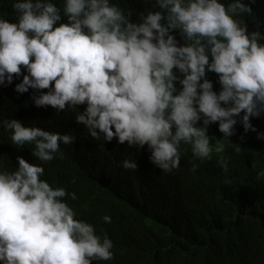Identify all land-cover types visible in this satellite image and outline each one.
Instances as JSON below:
<instances>
[{
	"label": "clouds",
	"instance_id": "obj_1",
	"mask_svg": "<svg viewBox=\"0 0 264 264\" xmlns=\"http://www.w3.org/2000/svg\"><path fill=\"white\" fill-rule=\"evenodd\" d=\"M156 5L132 22V13L112 0H61L59 6L53 0H14L16 20L0 17V86L22 76L15 91L39 92L32 96L36 107L60 112L86 105L75 120L91 137L147 145L150 161L163 172L180 167L182 144L195 159H209L210 124L223 133L216 145L221 151L237 117L247 132L256 131L250 118L264 114V33L249 32L238 19L252 13L244 0ZM207 72L217 74L218 92ZM2 127L18 148L33 145L41 163L18 156L14 170H0V264L112 260L113 241L77 218L67 202L76 193L42 179L43 164L62 156L60 145L73 144L75 137L17 119H4ZM218 163L226 173L227 163ZM121 166L136 170L137 163L125 159ZM102 220L111 223L108 215Z\"/></svg>",
	"mask_w": 264,
	"mask_h": 264
},
{
	"label": "trees",
	"instance_id": "obj_2",
	"mask_svg": "<svg viewBox=\"0 0 264 264\" xmlns=\"http://www.w3.org/2000/svg\"><path fill=\"white\" fill-rule=\"evenodd\" d=\"M13 2L0 0V17L12 22L16 20ZM53 2L61 4V0ZM112 2L129 10L132 22L158 8L156 0ZM222 2L227 6L232 0ZM244 2L252 13L238 19L244 20L249 32L259 28L264 33V0ZM61 22H67L66 17ZM171 34L178 44L185 43L179 30ZM206 75L218 92L217 74ZM21 80L22 76L14 77L12 84L0 86V170H14L18 156L41 163L32 155L33 145L18 148L11 143L10 133L2 127L4 119L75 137L73 144L60 145L62 156L43 164L42 179L75 192L77 199L67 202L77 218L113 241V259L92 264H264V138L260 136L264 114L250 118L256 131L245 132L237 117L234 135L223 141L221 151L216 145L223 133L216 123L210 124L211 157L195 159L190 146L182 144L180 167L163 172L150 161L147 145L139 148L115 138L108 142L91 137L75 120L76 111L83 112L86 105L60 112L51 106L36 107L32 96L39 92L15 91ZM176 86L182 87L179 81ZM125 159L136 161V170L124 169ZM221 159L228 165L226 173L218 163ZM105 215L111 223L102 220Z\"/></svg>",
	"mask_w": 264,
	"mask_h": 264
}]
</instances>
